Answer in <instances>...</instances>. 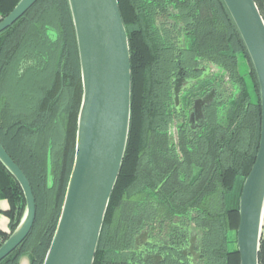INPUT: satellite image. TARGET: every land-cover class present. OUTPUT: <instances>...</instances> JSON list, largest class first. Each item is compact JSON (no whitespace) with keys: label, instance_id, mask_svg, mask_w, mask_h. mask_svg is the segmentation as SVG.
Here are the masks:
<instances>
[{"label":"trees","instance_id":"16d2710c","mask_svg":"<svg viewBox=\"0 0 264 264\" xmlns=\"http://www.w3.org/2000/svg\"><path fill=\"white\" fill-rule=\"evenodd\" d=\"M20 1L0 0V22ZM118 1L131 51L132 116L94 264H128L135 236L149 225L179 247L187 243L190 226L201 231L197 264H240L237 235L235 249L229 235L237 234L242 188L258 151L261 98L239 31L223 0ZM255 2L264 19V0ZM182 58L218 69L188 97L219 84L225 97L211 107L198 133L180 137L176 152L169 151L167 134L173 123L171 80ZM240 58L249 62V79ZM82 97L69 2L40 0L0 34V142L30 181L37 207L32 232L0 264H17L20 254L44 264L74 166ZM145 186L152 195L142 200ZM0 200L10 203L0 215L11 220L1 246L26 209L20 185L1 162ZM259 260L264 264V229ZM162 264L189 263L168 257Z\"/></svg>","mask_w":264,"mask_h":264},{"label":"water","instance_id":"95a60500","mask_svg":"<svg viewBox=\"0 0 264 264\" xmlns=\"http://www.w3.org/2000/svg\"><path fill=\"white\" fill-rule=\"evenodd\" d=\"M40 0H21L0 34ZM79 52L83 97L76 152L61 216L44 264H94L107 210L122 171L132 116V63L118 0H68ZM255 69L261 98L258 151L239 201L240 264H260L264 229V19L255 0H223ZM0 162L20 185L26 209L0 246V263L33 230L37 207L30 181L0 142Z\"/></svg>","mask_w":264,"mask_h":264},{"label":"flooded vegetation","instance_id":"af4514ba","mask_svg":"<svg viewBox=\"0 0 264 264\" xmlns=\"http://www.w3.org/2000/svg\"><path fill=\"white\" fill-rule=\"evenodd\" d=\"M172 23L174 21H171ZM170 22V23H171ZM184 41L183 37L180 39ZM178 66L171 80L170 107L173 116V123L168 131L169 151L179 150L180 137L184 135L194 136L198 133L206 122L208 111L217 102L222 101L225 93L222 92L220 84L215 87L210 85L204 86L197 90V95L188 97L190 92L196 86L210 80L211 75L217 73V68L210 63L200 61L197 64L182 58L181 62L177 61ZM190 98V103H188ZM207 100V101H205ZM202 101L203 104L198 110L197 103ZM160 153L163 147L158 149ZM162 184L158 186L157 191ZM152 195L147 186L144 187V196L146 200ZM145 207V206H144ZM189 238L183 246H174L171 243H165L161 235H157L159 229L157 225L145 226L135 236L134 247L130 251V260L128 264H162L168 257L189 264H197L202 260L203 250L201 246L202 233L193 226L188 228Z\"/></svg>","mask_w":264,"mask_h":264},{"label":"rangeland","instance_id":"374dc122","mask_svg":"<svg viewBox=\"0 0 264 264\" xmlns=\"http://www.w3.org/2000/svg\"><path fill=\"white\" fill-rule=\"evenodd\" d=\"M52 36V33H51ZM242 57V56H241ZM240 69L241 73L244 76V78L249 79L251 67L249 65V62L247 59L240 58ZM207 101V100H205ZM203 104L202 101H199L197 103L198 110L200 111V106ZM236 235L234 232L229 235V241H230V248L235 249V239ZM17 264H31V257L27 254H20L19 258L17 259Z\"/></svg>","mask_w":264,"mask_h":264},{"label":"crops","instance_id":"0c3cea01","mask_svg":"<svg viewBox=\"0 0 264 264\" xmlns=\"http://www.w3.org/2000/svg\"><path fill=\"white\" fill-rule=\"evenodd\" d=\"M0 209L4 212H7L10 210V203L7 200H0ZM10 224L11 220L10 218L5 215H0V237L8 236L10 231Z\"/></svg>","mask_w":264,"mask_h":264}]
</instances>
